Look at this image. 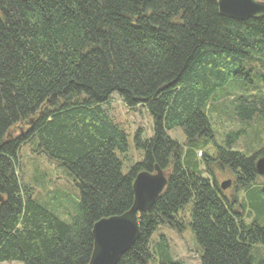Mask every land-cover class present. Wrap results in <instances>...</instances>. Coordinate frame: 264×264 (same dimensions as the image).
<instances>
[{"label":"trees","instance_id":"1","mask_svg":"<svg viewBox=\"0 0 264 264\" xmlns=\"http://www.w3.org/2000/svg\"><path fill=\"white\" fill-rule=\"evenodd\" d=\"M218 1L0 0V263L90 264L94 224L128 211L136 175L158 165L166 189L118 264H158V255L179 264L164 235L152 239L159 225L183 227L190 202L202 264H264L255 160L264 154V17H227ZM115 92L153 118V136L135 138L144 156L128 173L117 155L128 138L107 106ZM215 113L241 124L229 139L257 125L259 150L220 146ZM175 127L185 141L169 136ZM26 144L73 175L76 214L37 198L21 160ZM218 170L234 177L231 194Z\"/></svg>","mask_w":264,"mask_h":264},{"label":"rangeland","instance_id":"2","mask_svg":"<svg viewBox=\"0 0 264 264\" xmlns=\"http://www.w3.org/2000/svg\"><path fill=\"white\" fill-rule=\"evenodd\" d=\"M111 117L115 123L126 133L128 138V149L125 153L117 151V155L123 160V172L128 173L130 168L137 162L141 161L144 156V151L136 147L135 138L140 135L142 139L151 138L153 136V118L149 109L146 106L139 105L136 108L127 106L121 99L118 92L111 95L107 105ZM215 129L217 130V140L220 146H233L235 150L246 151L250 154L259 150L261 143L259 127L249 130L248 134L236 136L231 135V139L227 138L230 130L239 128L241 125L235 118L219 117L214 114ZM227 132V133H226ZM24 133L23 129H17L15 136ZM226 133V134H225ZM168 134L173 139L183 142L186 139L184 130L181 127H175L168 130ZM250 144V147H247ZM261 148V147H260ZM30 144L21 147V160L25 166L24 170L34 181V186L37 190V198L55 197L56 202L61 208L66 209L72 215L78 212L81 203V190L76 185L73 175L69 174L65 168L56 160L49 158L46 155L33 156L30 151ZM264 157V154H257L255 160ZM218 183L225 179H232L231 186L225 190L227 193H232L234 190L235 179L229 172L217 171ZM261 181H263L261 179ZM220 182V183H221ZM64 193V194H63ZM41 196V197H40ZM51 206V205H50ZM193 202H190L183 211L181 216L185 222L183 227L177 229L167 225H159L153 234V239L160 242L161 236L164 235L169 244L170 252L174 260L179 264H202L201 263V246L199 245L195 232L190 224L192 221ZM61 213V212H60ZM64 216V215H63ZM255 256V252H254ZM262 257L256 259L259 262ZM158 264H162V259L158 255ZM0 264H25L24 262L12 261ZM174 264V263H173Z\"/></svg>","mask_w":264,"mask_h":264},{"label":"water","instance_id":"3","mask_svg":"<svg viewBox=\"0 0 264 264\" xmlns=\"http://www.w3.org/2000/svg\"><path fill=\"white\" fill-rule=\"evenodd\" d=\"M218 4L223 15L236 20L264 17V0H219ZM256 169L260 175H264V157L256 161ZM167 184V173L158 165L154 172L145 170L136 175L131 208L120 215L102 218L94 224V250L90 264H118L141 235L142 213L152 208ZM231 184L232 180L226 179L220 183V188L224 191ZM3 201L4 196L0 193V203Z\"/></svg>","mask_w":264,"mask_h":264},{"label":"flooded vegetation","instance_id":"4","mask_svg":"<svg viewBox=\"0 0 264 264\" xmlns=\"http://www.w3.org/2000/svg\"><path fill=\"white\" fill-rule=\"evenodd\" d=\"M230 179V178H229ZM226 180V179H225ZM232 180V179H231ZM221 182V181H220ZM220 182H219V184H220Z\"/></svg>","mask_w":264,"mask_h":264},{"label":"crops","instance_id":"5","mask_svg":"<svg viewBox=\"0 0 264 264\" xmlns=\"http://www.w3.org/2000/svg\"><path fill=\"white\" fill-rule=\"evenodd\" d=\"M224 181V180H223ZM219 186H220V184H219Z\"/></svg>","mask_w":264,"mask_h":264}]
</instances>
